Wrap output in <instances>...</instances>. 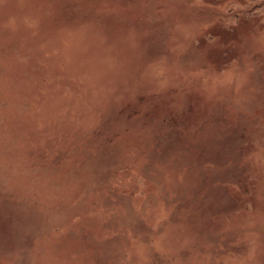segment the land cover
Here are the masks:
<instances>
[{
	"label": "rangeland",
	"instance_id": "obj_1",
	"mask_svg": "<svg viewBox=\"0 0 264 264\" xmlns=\"http://www.w3.org/2000/svg\"><path fill=\"white\" fill-rule=\"evenodd\" d=\"M0 264H264V0H0Z\"/></svg>",
	"mask_w": 264,
	"mask_h": 264
}]
</instances>
